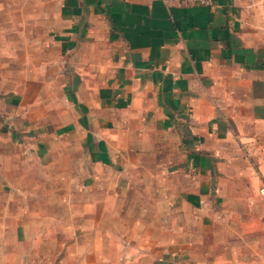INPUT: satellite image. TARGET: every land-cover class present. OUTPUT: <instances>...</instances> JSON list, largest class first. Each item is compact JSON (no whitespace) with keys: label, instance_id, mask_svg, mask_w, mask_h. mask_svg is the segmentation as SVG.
I'll return each mask as SVG.
<instances>
[{"label":"crops","instance_id":"0c3cea01","mask_svg":"<svg viewBox=\"0 0 264 264\" xmlns=\"http://www.w3.org/2000/svg\"><path fill=\"white\" fill-rule=\"evenodd\" d=\"M9 2L0 264H264V0Z\"/></svg>","mask_w":264,"mask_h":264},{"label":"rangeland","instance_id":"374dc122","mask_svg":"<svg viewBox=\"0 0 264 264\" xmlns=\"http://www.w3.org/2000/svg\"><path fill=\"white\" fill-rule=\"evenodd\" d=\"M9 1L10 0H0V30L1 31H3L4 28H6V26L8 24V17H7L8 11L13 8L11 2H9ZM6 39H7L6 35H4L1 32L0 33V43L3 44ZM23 169H24L23 166L19 167V172L18 173H23ZM48 174L49 175L54 174V170L51 169L50 167L48 168ZM18 184H19V181L17 180L16 181L17 189H18ZM0 186L4 187V184L1 182ZM47 187H48V190L51 191L53 189V183L51 181H49ZM17 197H18V195H17ZM16 203L19 204V205L23 204V198H17L16 199Z\"/></svg>","mask_w":264,"mask_h":264},{"label":"built area","instance_id":"2783aa9c","mask_svg":"<svg viewBox=\"0 0 264 264\" xmlns=\"http://www.w3.org/2000/svg\"><path fill=\"white\" fill-rule=\"evenodd\" d=\"M166 5H211V0H160Z\"/></svg>","mask_w":264,"mask_h":264}]
</instances>
